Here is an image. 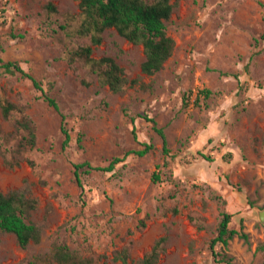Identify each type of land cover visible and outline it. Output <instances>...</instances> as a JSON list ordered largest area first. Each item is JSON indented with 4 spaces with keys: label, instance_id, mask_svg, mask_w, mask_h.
I'll return each mask as SVG.
<instances>
[{
    "label": "rangeland",
    "instance_id": "374dc122",
    "mask_svg": "<svg viewBox=\"0 0 264 264\" xmlns=\"http://www.w3.org/2000/svg\"><path fill=\"white\" fill-rule=\"evenodd\" d=\"M49 1L58 14H47ZM173 3L166 23L174 52L153 75L141 70L142 45L105 32L93 55L114 57L131 81L115 93L64 57L68 48L89 43L58 26L64 14H79L78 0H0V63L19 61L60 107L59 113L29 79L0 70V190L27 186L38 200L30 218L44 230L41 242L26 249L13 234L0 233L1 264H25L49 254L55 242L97 264H134L160 238L166 240L157 264H225L215 262L209 248L223 210L234 214L232 227L242 225L249 240L236 236L216 251L235 264H264L257 249L264 242V0ZM204 88L213 94L196 106ZM3 100L22 107L37 126V146L21 150L14 166L6 160L17 149L14 125L22 113L5 119ZM146 117L164 128L168 156ZM141 142L154 149L143 157L130 154L116 171L83 173V189L77 184L74 163L106 167L141 149ZM165 158L154 183L152 172ZM126 247V261L117 258Z\"/></svg>",
    "mask_w": 264,
    "mask_h": 264
},
{
    "label": "trees",
    "instance_id": "16d2710c",
    "mask_svg": "<svg viewBox=\"0 0 264 264\" xmlns=\"http://www.w3.org/2000/svg\"><path fill=\"white\" fill-rule=\"evenodd\" d=\"M78 1L79 14H64V19L62 22L58 21V26L69 38H88L89 43L68 48L64 53V57L69 64L81 63L90 73L96 75L100 84L108 86L113 92H123L131 81L127 77L124 68L114 57L104 55L97 58L93 55L95 48L103 43L106 31L113 29L124 39L143 46L145 60L141 64V70L146 74L153 75L159 72L164 67L165 62L173 55L175 40L168 34L166 23L175 8L173 0ZM261 5L264 7L263 4ZM45 10L48 15L59 13L53 1L46 4ZM0 70L3 73H19L22 77L29 79L35 89L42 93V98L60 113V107L56 99L48 94L43 83L27 71L19 61H2ZM83 82L86 83L84 80ZM192 94L193 90L191 89L185 93L187 98L191 97ZM212 94L213 92L208 88L200 89L194 101L196 106H201V99H208ZM1 109L5 119H9L14 110H19L22 113L14 125V129L19 132L20 136L17 149L14 156L10 160H6L10 166L18 165L21 161L19 156L21 150L34 149L37 146V126L35 121L24 113L22 107L17 106L10 100H3ZM62 118V131L66 136L65 145H67L71 136L64 126V115H62ZM132 120L134 121V117H132ZM146 120L152 122L153 129L162 139L163 154L168 156L170 149L168 148L164 128L158 126L154 118L146 117ZM132 133L138 141L135 127ZM77 141L80 144L82 135H78ZM140 144L142 145L141 149L126 151L122 157L113 158L106 167L93 165L89 161L74 163V175L77 184L83 189V173H89L92 170L116 171L117 164L123 162L130 154L143 157L154 149L152 143L141 142ZM208 159L212 160L211 157H208ZM166 164L167 160L165 158L163 164L156 165L151 175L154 183L161 180L160 169ZM37 207L38 200L25 185L8 191L0 190V233L13 234L19 246L23 249L28 248L31 243L41 242L44 232L43 227L30 218ZM175 212L177 213L178 210L175 209ZM233 217L234 214L223 210L217 234L210 240L209 248L217 263L235 264L231 256L221 255L216 251L217 245L227 247L236 236L245 241L249 240V235L243 230L242 225L241 229L232 227ZM165 240V238L158 239L152 249L139 262L134 264H157L162 249L161 245ZM257 249L264 252V242ZM128 257L129 250L126 247L119 253L117 258H123L126 261ZM218 257H221V259ZM49 262L55 264H97L92 258L72 249L65 242H55L49 254H35L25 264H46Z\"/></svg>",
    "mask_w": 264,
    "mask_h": 264
},
{
    "label": "water",
    "instance_id": "95a60500",
    "mask_svg": "<svg viewBox=\"0 0 264 264\" xmlns=\"http://www.w3.org/2000/svg\"><path fill=\"white\" fill-rule=\"evenodd\" d=\"M260 218L264 221V210L260 212Z\"/></svg>",
    "mask_w": 264,
    "mask_h": 264
}]
</instances>
